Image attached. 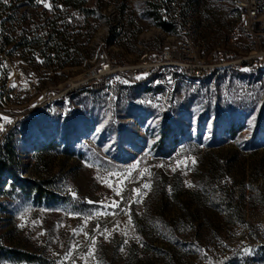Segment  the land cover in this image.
Wrapping results in <instances>:
<instances>
[{"label":"rangeland","instance_id":"rangeland-1","mask_svg":"<svg viewBox=\"0 0 264 264\" xmlns=\"http://www.w3.org/2000/svg\"><path fill=\"white\" fill-rule=\"evenodd\" d=\"M0 2V148L15 150L1 155L0 247L42 258L0 264H264V70L119 75L109 89L36 105L102 49L124 66L174 43L156 10L192 23L201 58L249 54L234 0ZM53 25L66 39L60 55L46 45ZM38 186L54 200L37 201Z\"/></svg>","mask_w":264,"mask_h":264},{"label":"built area","instance_id":"built-area-1","mask_svg":"<svg viewBox=\"0 0 264 264\" xmlns=\"http://www.w3.org/2000/svg\"><path fill=\"white\" fill-rule=\"evenodd\" d=\"M4 1V0H2ZM239 11V27L250 39L254 47L249 54L225 61L201 58L193 44L192 23L184 19L179 10L169 8L161 12L163 20L171 22L177 29L176 41L166 46L160 53L144 54L138 64L120 65L106 49L97 54L96 64L91 70L82 74L81 80L73 87H68L59 93L42 96L36 105L43 101L60 103L68 97L69 92L81 90L109 89L118 83L119 75L128 77L160 76L165 81L172 82L178 78L203 80L215 75L221 68L227 66L256 67L264 70V12L260 0H234Z\"/></svg>","mask_w":264,"mask_h":264},{"label":"trees","instance_id":"trees-1","mask_svg":"<svg viewBox=\"0 0 264 264\" xmlns=\"http://www.w3.org/2000/svg\"><path fill=\"white\" fill-rule=\"evenodd\" d=\"M0 4H3L0 2ZM150 5H152V3H149ZM153 16L154 19L156 20V23L158 25H160L163 29L170 31L172 28H175V26L170 22H167L165 20L162 19L161 14L158 12V10H156L155 12H153ZM57 27L53 25V31L50 32V35L48 36V39L46 41V45L48 47V49H53V51H55L56 53H58V55H60V53L62 51L68 50V48L66 49H62V47L65 45V37L63 34V32H59L56 29ZM259 69V68H258ZM241 127H239L237 124H232L229 129L228 132L230 135H235L236 132L238 131V129H240ZM172 131L169 129V126L166 130H164L163 132V136L164 138L169 135ZM175 139H177V137H175ZM51 143L55 144V141H51ZM6 151H2L3 148H0V170L1 169H8V167H10V162H8L5 159L1 158L2 153H4V157L7 156V159L10 161V159H12V157L15 155V150L13 147V144L8 143L5 147ZM1 180V178H0ZM29 183V182H26ZM35 190L37 191L36 194V200L41 202L43 200L46 201H50V200H54V193L52 192H48L43 190L42 187L38 186L35 188ZM0 257H6L12 260H17V261H24V262H28V263H41L42 262V258L38 257V256H34L31 254H27L24 252H17L15 250L12 249H1L0 247Z\"/></svg>","mask_w":264,"mask_h":264},{"label":"snow or ice","instance_id":"snow-or-ice-1","mask_svg":"<svg viewBox=\"0 0 264 264\" xmlns=\"http://www.w3.org/2000/svg\"><path fill=\"white\" fill-rule=\"evenodd\" d=\"M38 2L43 3L44 0H38ZM5 3H7V0H5ZM138 78H139V77H138ZM0 119L7 120L8 118H7V117H0ZM9 122H10V121H9ZM0 130H2V125H0ZM192 162L195 163L194 160H193ZM124 179H127V176H125ZM117 182H118V183H122L123 180H118ZM189 186H191V185H189ZM109 187H112V184H109ZM149 187H150V185L147 184V183H145V184L143 185V188H145V189H147V188H149ZM114 190L116 191V194H117L118 196H119V195L121 194V192H122V189H121V188H116V189H114ZM134 191L137 193V195H140V194H141V193H140V189H135ZM73 195L75 196V193H73ZM111 207H114V208L119 207V202H118V201H113ZM104 214H108V213H104ZM113 214H115V213H113ZM105 231H107V229H105ZM94 246H95V239L92 240V247H94ZM89 254L91 255V254H93V253L90 252ZM69 255H70V254H69Z\"/></svg>","mask_w":264,"mask_h":264},{"label":"bare ground","instance_id":"bare-ground-1","mask_svg":"<svg viewBox=\"0 0 264 264\" xmlns=\"http://www.w3.org/2000/svg\"><path fill=\"white\" fill-rule=\"evenodd\" d=\"M81 76H82V75H81ZM81 76L79 77V80H81V79H80V78H81ZM79 80H77V81H74V82L71 84V87L75 86Z\"/></svg>","mask_w":264,"mask_h":264}]
</instances>
